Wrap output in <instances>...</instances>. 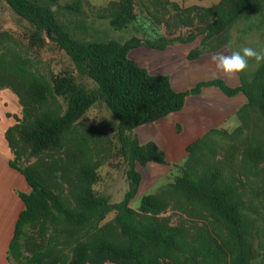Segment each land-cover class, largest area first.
<instances>
[{"label": "rangeland", "instance_id": "obj_1", "mask_svg": "<svg viewBox=\"0 0 264 264\" xmlns=\"http://www.w3.org/2000/svg\"><path fill=\"white\" fill-rule=\"evenodd\" d=\"M78 1L79 12L65 8ZM123 1L59 0L53 9L63 30L80 42L124 44L134 37L139 38L143 45L132 50L129 57L151 74L169 76L176 90H190L200 82L215 78H226L236 85L241 76L252 78L263 63L249 61V68L244 73L229 79L219 73L210 60L214 54L227 55L244 46L264 50V24L258 13L249 19L240 18L227 27L223 37H228V43L220 44L222 36L214 38L218 42L206 39L203 31L207 23L198 14L203 15L202 8L216 6L221 0H130L134 19L127 27L119 29L111 24V17L119 11ZM173 4L178 6V11ZM190 7L201 9L195 14L183 12ZM33 32L34 28L26 20L19 17L5 0H0V54L7 55L9 63L22 59L26 69L35 75L30 81L15 76L11 70L0 72V90L9 93L11 88L17 90L29 106L27 125L21 120L23 112L17 118L22 129L32 125L46 111L63 114L66 110L63 98L47 92L44 93V104L36 103L29 93L31 84L52 86L56 78L73 75L88 89L96 88L91 79L78 73L69 56L55 43L45 38L40 45L34 44L31 40ZM163 40L169 43L162 50L148 47V44L157 45ZM243 97L241 94L230 99L217 88H206L198 96H189L182 112L128 133L141 146L154 145L166 159L162 164L137 165L142 182L139 194L132 202L134 209L139 210L144 196L159 195L165 202L159 217L172 226L183 227L190 240L196 243H215L221 239L229 242L224 225L207 207L187 199L173 188L185 171H218L221 180L233 187L246 203L244 214L250 224L249 239L254 249L264 246V117L254 107H250L245 115L239 114L246 104ZM118 126V120L100 101L64 133L60 146L55 149L34 155L20 132L15 131L11 135V157L23 168L34 169L42 178L53 181L54 192L73 210H77L73 192H78L87 178L92 181L96 195L117 203L129 188V164L122 150ZM257 150L262 154L252 158L250 153ZM115 215L112 212L102 222H92L85 227L71 225L61 217L28 228L22 239L21 260L28 263L34 251L40 250L46 253L42 264H71L80 244L97 237L121 236L120 228L114 222ZM258 252L263 254L264 247ZM256 253L248 264L263 263L264 256ZM9 258L13 264H21L13 256L9 255ZM227 260L230 264L235 263L230 258ZM162 264L175 262L163 258Z\"/></svg>", "mask_w": 264, "mask_h": 264}, {"label": "trees", "instance_id": "obj_2", "mask_svg": "<svg viewBox=\"0 0 264 264\" xmlns=\"http://www.w3.org/2000/svg\"><path fill=\"white\" fill-rule=\"evenodd\" d=\"M5 2L34 28L31 36L34 44L40 45L45 42V38L49 39L69 56L80 75L96 84V88L88 89L78 83L73 75L56 78L52 86L31 84L29 93L36 103L44 104V93L47 92L53 97L63 98L66 110L63 114L46 111L25 129H22L19 121L7 131L9 147H12L11 135L19 131L23 140L30 145L32 154L55 149L60 146L64 133L93 105L102 101L119 122V139L129 164V188L120 202L111 203L108 198L96 195L92 189V181L87 178L86 183L80 185L79 191L73 192L77 207V210H73L54 192L53 181H47L36 170L25 169L11 160L10 166L23 175L31 191L19 193L25 208L16 222L9 255L24 264L21 260L22 239L28 228L44 225L49 220L57 221L61 217L71 225L85 227L92 222H102L108 214L114 212V222L120 228L121 236L97 237L80 244L71 264H162L163 258L172 260L175 264H230L227 260L229 258L235 261L234 264L250 263L254 253L257 251L256 254H259L258 251L264 246L254 249L249 239L250 224L244 214L246 203L233 187L221 180L218 171H185L173 188L187 199L207 207L224 225L229 242L221 239L215 243H196L190 240L183 227L172 226L159 217L165 209V202L159 195L144 196L139 210L132 207L142 182L137 165L162 164L166 159L164 153L154 145L141 146L129 134L139 127L181 112L189 96H198L206 88H217L229 98L242 94L246 98V104L239 110V114L245 115L250 107H254L264 117V62L252 78L241 76V83L237 87L230 86L221 78H215L200 82L190 90L178 91L173 87L169 76L151 74L129 57L132 50L143 45L139 38L134 37L124 44L83 43L63 30L53 9L59 0ZM172 6L179 10L176 4ZM65 8L79 12L80 2L68 4ZM199 9L201 8L190 7L183 12L195 14ZM201 10L204 14L199 13L198 17L207 23L203 31L206 39L223 37L227 27L240 18L249 19L256 13L264 24V0H221L216 6ZM133 19L131 1L125 0L119 11L112 15L111 24L121 29L131 24ZM214 40L218 42V39ZM220 41H223L220 44H226L228 37L224 36ZM168 43L169 41L163 40L157 45L148 44V47L162 50ZM6 56L0 54V72L11 70L12 74L24 80L32 81L35 78L34 73L26 69L22 59L9 63ZM11 89L19 98L24 113L21 120L27 125L29 106L17 90ZM261 154L260 150L250 153L252 158H259ZM34 252V256L26 264H42L46 253L40 250Z\"/></svg>", "mask_w": 264, "mask_h": 264}, {"label": "crops", "instance_id": "obj_3", "mask_svg": "<svg viewBox=\"0 0 264 264\" xmlns=\"http://www.w3.org/2000/svg\"><path fill=\"white\" fill-rule=\"evenodd\" d=\"M221 79L232 87H237L241 83V79L236 85L231 84L226 78ZM10 92L0 90V264H11L9 247L16 222L25 208L19 193L31 191L23 175L10 166L12 157L6 134L17 124V118L22 112L18 96Z\"/></svg>", "mask_w": 264, "mask_h": 264}, {"label": "clouds", "instance_id": "obj_4", "mask_svg": "<svg viewBox=\"0 0 264 264\" xmlns=\"http://www.w3.org/2000/svg\"><path fill=\"white\" fill-rule=\"evenodd\" d=\"M210 60L219 73L232 79L249 68V61H255L256 64L264 62V50L244 46L239 50L231 51L227 55L224 53L214 54L210 57Z\"/></svg>", "mask_w": 264, "mask_h": 264}]
</instances>
